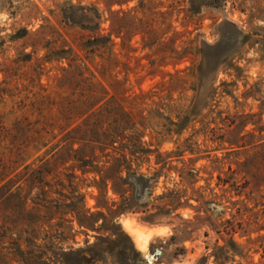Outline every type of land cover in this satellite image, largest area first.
<instances>
[{"label":"rangeland","instance_id":"obj_1","mask_svg":"<svg viewBox=\"0 0 264 264\" xmlns=\"http://www.w3.org/2000/svg\"><path fill=\"white\" fill-rule=\"evenodd\" d=\"M0 264H264V0H0Z\"/></svg>","mask_w":264,"mask_h":264},{"label":"bare ground","instance_id":"obj_2","mask_svg":"<svg viewBox=\"0 0 264 264\" xmlns=\"http://www.w3.org/2000/svg\"><path fill=\"white\" fill-rule=\"evenodd\" d=\"M146 257V256H145ZM147 261H148V259H147Z\"/></svg>","mask_w":264,"mask_h":264},{"label":"trees","instance_id":"obj_3","mask_svg":"<svg viewBox=\"0 0 264 264\" xmlns=\"http://www.w3.org/2000/svg\"><path fill=\"white\" fill-rule=\"evenodd\" d=\"M85 258V257H84Z\"/></svg>","mask_w":264,"mask_h":264}]
</instances>
